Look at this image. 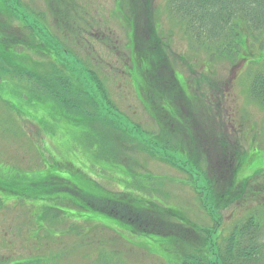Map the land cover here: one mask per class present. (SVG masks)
Returning a JSON list of instances; mask_svg holds the SVG:
<instances>
[{
    "label": "rangeland",
    "instance_id": "374dc122",
    "mask_svg": "<svg viewBox=\"0 0 264 264\" xmlns=\"http://www.w3.org/2000/svg\"><path fill=\"white\" fill-rule=\"evenodd\" d=\"M3 1L9 10L10 37L21 33L25 37L18 38L24 40L32 33L37 35L34 43L49 42L64 62L57 68L59 75H69L76 90L92 95L91 100L82 98L77 113L88 111L93 118L89 124L77 121V125H66L52 107L58 104L66 110L59 101L48 95L37 97L36 79L31 85L24 75L11 70V60H0V264H16L21 259L39 260L34 264L183 263L179 254L165 249L154 235H132L92 211L77 213L61 204L37 200L42 190L36 184L47 173L67 180L71 176L67 165L107 192H120L131 183L126 186L139 196L174 206L193 223L211 229L214 242L222 241L248 218H256L264 228V176L257 173L251 177V172H246L250 177L243 197L222 209L223 200H212L207 188L208 163L199 155L202 151L198 149L196 154L188 150L179 134L174 138L160 134L142 106L126 74L131 29L123 1L119 13L116 0H63L58 5L57 0H50L63 10L64 18L67 11L66 26L55 23L47 8L49 0ZM147 3L148 24L151 21L170 68L181 77L182 86L185 81L187 97L200 101L194 99L190 107L199 111L206 106V115L191 120L202 126L199 130L207 141L217 139L215 130L216 135L223 133L233 143L238 140L240 152L256 153L252 166L264 173V107L250 94L252 78L264 74V34L256 35L255 40L247 38L249 44L241 46L245 53L240 52L247 57L236 63L235 58L215 52L213 46L195 42L172 12L169 0ZM242 33L244 38L246 33ZM13 61L19 64L17 69H33L45 81L44 76L51 72L50 60L41 54L22 51ZM187 112L184 109L182 114ZM85 126H92L99 136L96 141L101 156L114 159L126 173L141 175L139 184L148 188H138L135 181L110 169L109 164H93L89 145L80 142ZM48 164L61 166L48 169ZM145 175L153 179L147 180ZM8 180L34 200L5 195L2 188L8 187ZM64 195L44 196L53 200ZM43 206L65 217L77 213L80 218L76 222L47 213L38 218ZM216 252L214 246L206 253L208 264H214L210 254Z\"/></svg>",
    "mask_w": 264,
    "mask_h": 264
},
{
    "label": "trees",
    "instance_id": "16d2710c",
    "mask_svg": "<svg viewBox=\"0 0 264 264\" xmlns=\"http://www.w3.org/2000/svg\"><path fill=\"white\" fill-rule=\"evenodd\" d=\"M60 1L63 0H57L55 4L58 5ZM122 1L129 11L131 29L129 56L125 64L130 83L140 96V102L147 114L159 127L160 134L172 138L179 134V139L186 143L188 150L196 151V154H199L198 149L202 151L199 155H204L208 163L206 183L211 199H218V202L223 200L222 209L228 207L243 197L251 175L264 176L261 169L252 166L256 153L246 155L240 152L238 140L233 143L230 137L223 133L216 135L215 130L217 139L211 138L207 141L206 134L202 135L199 130L202 126H198L197 122L194 123V120H191V117L196 119L206 115V106L202 105L199 111L195 107H190L194 99L198 101L199 99L187 97L184 89L185 81L182 86L181 77H178L177 73L170 68L161 50V43L157 42V36L151 28V21L150 25L148 24V0H116L119 13L122 12ZM48 3L47 8L56 19L55 23L58 26H66L67 11L64 18L63 10L53 6L50 0ZM169 3L172 12L180 17L186 31L195 42L201 46H213L215 52L235 58L236 63L244 61L239 59L240 57L243 59L244 56L247 57L240 53L245 51L241 46L249 44L247 38L255 40L256 35L264 34V0H169ZM68 4L71 3L68 2ZM8 16L9 10L4 1L0 0V60H11L12 62L9 63L11 70L20 73V76L24 75L31 85L36 79L34 83L38 86L37 93H33L37 97L48 95L59 101L67 111L58 104H52V107L59 111V116L66 125H77L79 124L77 121L89 124V119L93 118L92 113L84 111V114H79L77 111L80 108V101H83L82 98L91 100L92 95L83 93V90H76L69 75L65 77L59 75L60 70L57 68L64 62L58 58L60 54L49 42L34 43L37 35L32 33H29L24 40L18 38L25 37L21 33L13 36L14 38L10 37ZM242 31L246 33L244 38H242ZM22 51L41 54L50 60L51 72L44 76L47 77L46 81L33 69L30 71L17 69L19 64L13 61V56ZM250 94L264 107V74L255 75L252 78ZM217 107L216 105V109ZM184 109L188 110L186 115L182 114ZM214 122L216 123L215 119ZM216 126L219 127L217 123ZM83 130L80 142L89 145L93 164H109L110 169H117L122 175L130 178V182L135 181L138 188H148L146 184H139L137 179L141 175L126 173L114 159L101 156L98 141H96L100 138L92 126H85ZM179 144L182 145V142ZM166 145L169 147L168 144ZM56 165L61 166L48 164L46 167L50 169L53 166L57 167ZM65 167L70 169L71 175L67 180L47 173L45 178L36 184L42 190L39 194L42 196L36 198L37 200L50 205L61 204L67 208L76 209L77 213L92 211L91 213L97 216L115 221L116 226L132 235H154L161 240V245L165 249L179 254L182 264H185L184 261H188L189 264H208L206 253L214 246L217 247V252L210 254L215 259L214 264H264V228L259 225L256 218H248L235 226L222 241L214 242L211 229L193 223L174 206L161 204L154 198L139 196L127 187H130L131 183L121 187L120 192H107L80 170H72L69 165ZM246 172H251L249 177H246ZM145 178L153 179L152 176L146 175ZM12 181L8 180V187L2 188L5 195L24 196L28 200H34V196L21 193L18 185L13 186ZM51 186L54 187L48 190L47 188ZM59 192L65 194L61 199L52 200L44 196ZM40 209L38 218L43 213L63 216L60 211L53 210L52 207L43 206ZM77 213L75 216L61 218L76 221L80 218ZM37 261L39 260L21 259L16 264H34ZM209 264L213 263L209 262Z\"/></svg>",
    "mask_w": 264,
    "mask_h": 264
}]
</instances>
